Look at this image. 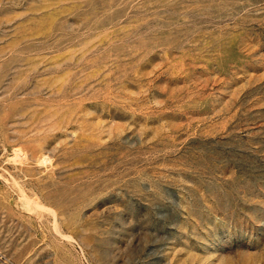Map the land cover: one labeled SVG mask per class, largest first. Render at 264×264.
Instances as JSON below:
<instances>
[{
  "label": "rangeland",
  "instance_id": "1",
  "mask_svg": "<svg viewBox=\"0 0 264 264\" xmlns=\"http://www.w3.org/2000/svg\"><path fill=\"white\" fill-rule=\"evenodd\" d=\"M0 264H264V0H0Z\"/></svg>",
  "mask_w": 264,
  "mask_h": 264
}]
</instances>
